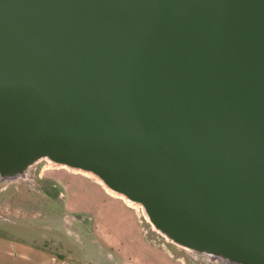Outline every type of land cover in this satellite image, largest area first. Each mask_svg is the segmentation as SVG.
<instances>
[{"label":"water","instance_id":"95a60500","mask_svg":"<svg viewBox=\"0 0 264 264\" xmlns=\"http://www.w3.org/2000/svg\"><path fill=\"white\" fill-rule=\"evenodd\" d=\"M45 159L264 264V0H0V178Z\"/></svg>","mask_w":264,"mask_h":264},{"label":"rangeland","instance_id":"374dc122","mask_svg":"<svg viewBox=\"0 0 264 264\" xmlns=\"http://www.w3.org/2000/svg\"><path fill=\"white\" fill-rule=\"evenodd\" d=\"M98 180L91 174L60 167L46 159L33 165L23 177L0 178V230L21 240L45 242L52 247L64 241L75 253L78 244L91 248L95 242L87 230L82 235V228L95 225V217L99 223L102 220L99 218L108 216V210L116 206L118 211L138 210V220L149 240L160 245L170 243L183 264H226L174 244L154 228L142 206L134 208L117 195L112 196ZM88 250L83 257L92 261ZM104 257L107 256L102 254L101 258Z\"/></svg>","mask_w":264,"mask_h":264},{"label":"crops","instance_id":"0c3cea01","mask_svg":"<svg viewBox=\"0 0 264 264\" xmlns=\"http://www.w3.org/2000/svg\"><path fill=\"white\" fill-rule=\"evenodd\" d=\"M115 207L108 210V216L99 218L102 219L99 223L95 217V225L82 228V235L87 230L95 242L91 248L78 244L75 253L64 241L52 247L45 242L21 240L0 230V264H183L170 243L160 245L149 240L138 220V210L118 211ZM87 249L92 253V261L83 257ZM102 254L107 257L101 258Z\"/></svg>","mask_w":264,"mask_h":264},{"label":"bare ground","instance_id":"6f19581e","mask_svg":"<svg viewBox=\"0 0 264 264\" xmlns=\"http://www.w3.org/2000/svg\"><path fill=\"white\" fill-rule=\"evenodd\" d=\"M46 160H48V159H46ZM57 166H60V167H61L62 165H57ZM62 167H66V166H62ZM66 168H68V167H66ZM68 169H70V168H68ZM75 171H79V170H75ZM79 172L88 173V174H91V175L97 177L96 175H94V174H92V173H89V172H84V171H79ZM21 177H23V176H21ZM18 178H19V177H18ZM97 178H98V177H97ZM14 179H16V178H14ZM98 179H99V178H98ZM10 180H12V179H10ZM98 182H99V183L105 188V190H106L107 192H109V193L112 194L113 196H114V195H117L118 197H120V199H122V200H124V201L130 203V205H133L134 208H135V207H136V208H140V207H141L140 204H138V203H133V202L129 201L124 195L117 194V193H115L114 191L110 190V189L104 184V182H103L101 179H99ZM146 215H147V214H146ZM147 217H148V216H147ZM208 256H209V255H208ZM219 261H221V260H219ZM221 262H223V261H221Z\"/></svg>","mask_w":264,"mask_h":264}]
</instances>
